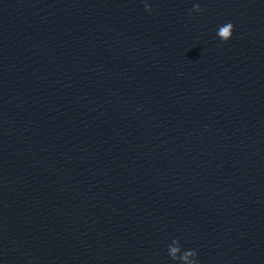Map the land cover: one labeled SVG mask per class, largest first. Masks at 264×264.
<instances>
[{
  "label": "water",
  "instance_id": "95a60500",
  "mask_svg": "<svg viewBox=\"0 0 264 264\" xmlns=\"http://www.w3.org/2000/svg\"><path fill=\"white\" fill-rule=\"evenodd\" d=\"M177 237L264 264V0H0V264Z\"/></svg>",
  "mask_w": 264,
  "mask_h": 264
},
{
  "label": "clouds",
  "instance_id": "9594fccd",
  "mask_svg": "<svg viewBox=\"0 0 264 264\" xmlns=\"http://www.w3.org/2000/svg\"><path fill=\"white\" fill-rule=\"evenodd\" d=\"M145 10L151 13L152 9L150 5L145 3ZM206 9L201 8L199 4H195L190 11L191 12H204ZM234 31V25L231 22H227L220 26L217 30V36L222 42H228L232 38ZM168 256L173 261L179 262V264H199L198 252L196 250H183L180 243V238H174L172 243L168 246Z\"/></svg>",
  "mask_w": 264,
  "mask_h": 264
}]
</instances>
